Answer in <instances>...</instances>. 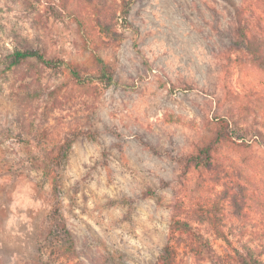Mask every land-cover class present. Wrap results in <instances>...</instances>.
Masks as SVG:
<instances>
[{
    "label": "rangeland",
    "instance_id": "rangeland-1",
    "mask_svg": "<svg viewBox=\"0 0 264 264\" xmlns=\"http://www.w3.org/2000/svg\"><path fill=\"white\" fill-rule=\"evenodd\" d=\"M5 1L7 16L27 13L22 36L59 66L32 60L25 80L18 70L0 78V264H213L190 250L174 214L189 222L198 203L237 183L248 203L237 215L223 201L229 241L211 225L190 227L223 257L252 244L264 227V151L225 141L211 168L187 160L218 130L264 136V69L236 45L244 23L256 31L252 9L264 18L258 0H108L117 34L80 0ZM16 45L0 37V68ZM94 53L113 69L107 86ZM73 70L99 89L81 95ZM57 219L75 251L62 250Z\"/></svg>",
    "mask_w": 264,
    "mask_h": 264
},
{
    "label": "trees",
    "instance_id": "trees-1",
    "mask_svg": "<svg viewBox=\"0 0 264 264\" xmlns=\"http://www.w3.org/2000/svg\"><path fill=\"white\" fill-rule=\"evenodd\" d=\"M80 1L86 8L90 9L93 20L96 21V24L101 30L117 34L111 22L108 20L106 13L108 0ZM258 2L260 10L264 12V0H258ZM15 5L18 6V3ZM6 7H8V1L0 0V37L10 32L13 39H17L18 45L8 50L5 54L2 62L5 66L4 68H0V78H6L8 76L7 71H12L13 73L19 71L18 74L21 75V79L25 80L30 76L22 71L21 66L32 60L48 68H57L59 66L57 61L47 58L41 48L32 47L27 40L28 37L22 36L23 25L21 24V20L27 16V13L20 9L22 16H7V14H4ZM250 16L252 17L253 26L256 31L249 33L252 28L251 20H249L248 23H244L236 45L246 52L248 60L251 63L264 69V18L262 15L258 14L255 9H252ZM93 56L98 73L97 79L105 86L111 84L113 80V69L111 65L106 62L100 54L94 53ZM72 74L73 84L77 85L80 89L81 95H93L99 89L98 84H93L96 77L83 76L79 70H73ZM252 139L264 151V136L260 130H218L210 143L200 148L198 153L187 161H192L194 167L209 169L213 166L215 160L213 152L216 150L217 144L219 145L225 141H241L246 143L248 140L250 141ZM251 147H253V145ZM52 161L46 162L45 169L47 170L44 171L45 175L49 173V170H52ZM247 189V185L237 183L236 191L233 192L229 189H225L223 193H216L213 195L207 203L209 207L202 208L201 206L203 203H198L199 208H195L196 218L190 216L189 222L181 219L177 212L174 214V228L186 233L188 236L187 242L190 244V250L192 252L207 260L209 258L213 264H264V227L254 229L250 232V243L252 244L240 243L232 246L233 252L231 256L230 253H228L226 257L221 255L212 241L206 236L207 231L201 234V230H195V228L190 227V221H199V223L206 224L207 226L211 225L215 228H212L211 231L229 241V233L222 228V223L226 220V206L223 201L225 199L230 200L235 213L240 215L245 205L248 203ZM52 226L53 232L59 233L65 243L62 245V250L67 249L68 251H75V244L66 224H64L62 220L58 221L57 219ZM48 236L54 237L52 234ZM38 250L39 252L41 251L40 249Z\"/></svg>",
    "mask_w": 264,
    "mask_h": 264
}]
</instances>
